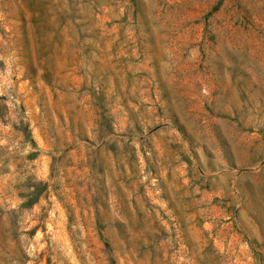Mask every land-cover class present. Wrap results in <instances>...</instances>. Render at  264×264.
<instances>
[{
  "label": "rangeland",
  "instance_id": "obj_1",
  "mask_svg": "<svg viewBox=\"0 0 264 264\" xmlns=\"http://www.w3.org/2000/svg\"><path fill=\"white\" fill-rule=\"evenodd\" d=\"M0 264H264V0H0Z\"/></svg>",
  "mask_w": 264,
  "mask_h": 264
}]
</instances>
